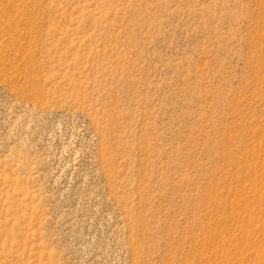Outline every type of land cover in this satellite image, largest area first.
Wrapping results in <instances>:
<instances>
[{"label":"rangeland","instance_id":"obj_1","mask_svg":"<svg viewBox=\"0 0 264 264\" xmlns=\"http://www.w3.org/2000/svg\"><path fill=\"white\" fill-rule=\"evenodd\" d=\"M0 264H264V0H0Z\"/></svg>","mask_w":264,"mask_h":264}]
</instances>
